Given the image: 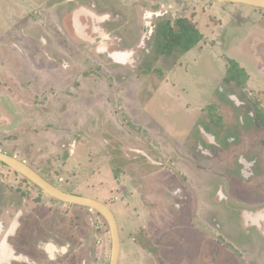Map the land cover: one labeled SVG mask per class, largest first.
Segmentation results:
<instances>
[{
  "label": "rangeland",
  "instance_id": "374dc122",
  "mask_svg": "<svg viewBox=\"0 0 264 264\" xmlns=\"http://www.w3.org/2000/svg\"><path fill=\"white\" fill-rule=\"evenodd\" d=\"M15 3L26 16L19 47L6 6ZM79 4L76 12L95 10L97 21L111 16L102 42L120 38L127 49L141 44L144 25L183 18L204 39L167 57L149 38L133 68L99 65L92 48L58 31L56 14ZM36 21L55 52L35 44ZM233 73L238 80L225 83ZM262 113L264 10L208 0H0V151L62 191L106 204L119 225V264H264V238L237 218L242 208L240 216L264 210ZM241 161L256 163L253 171ZM0 196L3 217L23 211L65 246L79 235L72 251L110 264L98 213L51 198L3 163ZM13 245L26 254L23 241Z\"/></svg>",
  "mask_w": 264,
  "mask_h": 264
},
{
  "label": "flooded vegetation",
  "instance_id": "af4514ba",
  "mask_svg": "<svg viewBox=\"0 0 264 264\" xmlns=\"http://www.w3.org/2000/svg\"><path fill=\"white\" fill-rule=\"evenodd\" d=\"M75 1L76 0H67V4H71L72 2H75ZM18 5L19 4H16V3L15 5H11V9L8 5H6L9 8V10H11L13 13V22L10 23L11 28L17 32L19 37H21V40L20 41L18 40V42L16 43L17 47H19V44L23 46V41L24 39H26V31L22 28L23 22L26 16L19 15ZM79 6L80 4L77 6V8H74L72 10L71 8H65L64 10L56 14L58 16L57 19L59 21V26H60L58 31L63 35L62 38H63V41H65V43H68L69 45L75 44L77 46H80L83 49L92 48L93 49L92 53L96 54L95 57L98 59L99 62L98 61L97 62L99 63V65L101 61L105 63L107 66H119V67H127V68L132 67L133 68L134 63L136 62L135 59L137 57L138 50L141 47H143V45H145L146 39H149V38L154 39V44H156L155 54L160 53L159 42H157V33H158L159 24L154 26L155 28L148 32H146V28L144 25L142 29L143 36H142L141 44H139L135 48L127 49L125 46L122 45L123 40L120 38H113V37L110 38L109 37L106 42L105 41L102 42L107 36L105 34V29L102 30L103 26L101 28L100 26L105 25V24L108 25L109 22H112L111 16H109L108 18H100V20L97 21L98 19L97 17H99L100 15L96 13L95 10L86 9L84 11L81 10V11L76 12V9L80 8ZM8 20H10L9 17H7V21ZM43 28L44 27L38 24V22L36 21L34 24V34L32 35V38L34 39L35 44L36 43L38 45L43 44L44 46L48 47L50 50H53V52H55L54 45H50L51 40H48L47 38L44 40L41 37H39L38 34L40 32V29H43ZM58 36H60V34ZM28 37H30V35H28ZM34 37H37V38H34ZM25 42L26 41H24V43ZM173 54L175 53H172L170 55L162 54L161 56L171 57ZM178 68L179 66L176 67L175 69H178ZM230 78H225V83L226 82L230 83V82L235 81L232 79L229 80ZM161 91L164 92V89H161ZM231 100L232 102L235 101L233 97H231ZM238 106H241V105H238ZM260 115L261 114H259V116ZM249 116H250V113H249ZM204 130L205 132L209 134H211L212 132V131L211 132L207 131L205 128ZM199 132H200V129H199ZM212 133H213L212 135L215 138V142H214L216 146L215 149L216 151H218V148H223V146L218 141L217 133H214V132ZM233 140L236 141L235 138L230 137L228 141V145H233V146L236 145V143L235 144L234 142L232 143ZM211 155L212 154H210V156ZM242 163L245 166L246 170L248 169L252 170L256 165V163H250L249 165L246 164L245 162H242ZM249 176H253V175L250 173ZM173 193L176 196L175 194L176 191H174ZM1 199L2 198L0 196V201ZM239 205L243 207L241 202L239 203ZM17 206H19V203L13 201L11 207L14 208ZM243 209L244 208L238 210L237 212V218L239 219L238 222L241 224L242 227L247 228V229L245 228L247 232L254 230L262 238H264V210L260 212L245 210L243 212V216L242 215L240 216V214H242L240 211H242ZM1 211L2 212L5 211V208L3 207L2 209H0V264H75V262H72V263L70 262L72 261V259H76V258L80 259V262L77 261V264H87L88 260H86L85 258L86 256L81 254V252H78V250L72 251L74 243L76 241H79L77 240L79 238V235L75 241H70V242L67 241L68 245L65 246V245L59 244V240L57 238L56 239L50 238L43 231L40 225L37 224L36 222L37 218L31 217V216L29 218H26L24 216L25 215L24 212L22 211L20 213H17L16 217L10 220L7 217H3V213H1ZM238 213L240 217H238ZM204 222L206 223V221ZM15 239H20L21 241L24 242L26 254L18 253L16 251L13 245V241ZM8 256L12 258H8Z\"/></svg>",
  "mask_w": 264,
  "mask_h": 264
},
{
  "label": "water",
  "instance_id": "95a60500",
  "mask_svg": "<svg viewBox=\"0 0 264 264\" xmlns=\"http://www.w3.org/2000/svg\"><path fill=\"white\" fill-rule=\"evenodd\" d=\"M217 3H233L264 10V0H208ZM0 163L22 175L32 184L36 185L41 191L51 198L62 203L91 209L97 212L106 223L111 236V256L110 264H119L121 255V238L117 219L112 210L101 201L66 193L57 188L39 173L32 169L26 162L0 151Z\"/></svg>",
  "mask_w": 264,
  "mask_h": 264
},
{
  "label": "trees",
  "instance_id": "16d2710c",
  "mask_svg": "<svg viewBox=\"0 0 264 264\" xmlns=\"http://www.w3.org/2000/svg\"><path fill=\"white\" fill-rule=\"evenodd\" d=\"M178 27V30L175 27ZM203 35L198 28L188 19L183 18L176 21L175 26L171 22L158 25L157 42H159L160 54L170 55L172 53L185 54L194 49L202 40ZM238 79L234 75L229 79ZM259 118L264 120V113Z\"/></svg>",
  "mask_w": 264,
  "mask_h": 264
},
{
  "label": "built area",
  "instance_id": "2783aa9c",
  "mask_svg": "<svg viewBox=\"0 0 264 264\" xmlns=\"http://www.w3.org/2000/svg\"><path fill=\"white\" fill-rule=\"evenodd\" d=\"M91 212H94L93 210L89 209ZM98 228H100V226H98Z\"/></svg>",
  "mask_w": 264,
  "mask_h": 264
},
{
  "label": "bare ground",
  "instance_id": "6f19581e",
  "mask_svg": "<svg viewBox=\"0 0 264 264\" xmlns=\"http://www.w3.org/2000/svg\"><path fill=\"white\" fill-rule=\"evenodd\" d=\"M116 15V14H115ZM101 18V17H100Z\"/></svg>",
  "mask_w": 264,
  "mask_h": 264
},
{
  "label": "crops",
  "instance_id": "0c3cea01",
  "mask_svg": "<svg viewBox=\"0 0 264 264\" xmlns=\"http://www.w3.org/2000/svg\"><path fill=\"white\" fill-rule=\"evenodd\" d=\"M170 89V88H169Z\"/></svg>",
  "mask_w": 264,
  "mask_h": 264
}]
</instances>
